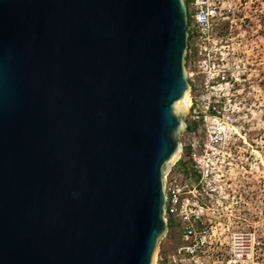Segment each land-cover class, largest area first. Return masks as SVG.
I'll list each match as a JSON object with an SVG mask.
<instances>
[{"label": "water", "instance_id": "water-1", "mask_svg": "<svg viewBox=\"0 0 264 264\" xmlns=\"http://www.w3.org/2000/svg\"><path fill=\"white\" fill-rule=\"evenodd\" d=\"M187 24L185 0H0V264H155Z\"/></svg>", "mask_w": 264, "mask_h": 264}, {"label": "built area", "instance_id": "built-area-1", "mask_svg": "<svg viewBox=\"0 0 264 264\" xmlns=\"http://www.w3.org/2000/svg\"><path fill=\"white\" fill-rule=\"evenodd\" d=\"M185 5L186 63L204 72L208 83L220 84L212 89L239 81L241 73L234 69L245 67L248 53L259 45L256 39L261 40L264 51V0H185ZM249 37L255 40L251 42ZM205 109L206 113L194 110L195 120L203 123L197 133L204 132L205 141L200 145L192 133L188 175L179 166L183 159L180 144L179 159L164 176L165 220L173 215L181 232V245L170 257L171 264H264V241L256 231L239 230L241 223L220 220L219 214L232 210L233 205L215 198L206 155L224 144V127L215 115L219 113L215 106L207 104ZM193 176L199 178L193 180ZM234 224L237 229L230 230Z\"/></svg>", "mask_w": 264, "mask_h": 264}, {"label": "rangeland", "instance_id": "rangeland-1", "mask_svg": "<svg viewBox=\"0 0 264 264\" xmlns=\"http://www.w3.org/2000/svg\"><path fill=\"white\" fill-rule=\"evenodd\" d=\"M254 40L249 37V41ZM255 42L259 45L248 53L245 67L240 65L239 69H234V73H241L240 80L228 86L212 89L211 86L220 84L208 83L204 72L186 64L193 107L183 117L185 129L178 134V141L184 155L191 152L193 132L202 145L204 132L199 134L197 130L203 123L195 120L194 110L206 113L207 104L217 108L219 113L215 115L224 127V144L215 151L208 150L207 169L211 173L212 188L216 189L215 198L225 205H233L232 210L219 214L220 220L239 222V230H254L264 241V51L261 40ZM236 229L235 224L230 228ZM177 241L178 234L169 236L166 233L158 244L155 264H171L170 257L176 251Z\"/></svg>", "mask_w": 264, "mask_h": 264}, {"label": "trees", "instance_id": "trees-1", "mask_svg": "<svg viewBox=\"0 0 264 264\" xmlns=\"http://www.w3.org/2000/svg\"><path fill=\"white\" fill-rule=\"evenodd\" d=\"M187 64V63H186ZM187 130H192V128H187ZM189 162V154H183V159L180 161V168L184 172V174L188 175L187 165ZM180 224L178 220L173 215L167 216V235L171 236L173 234L179 235V241H177V248L181 245L180 240ZM176 248V249H177Z\"/></svg>", "mask_w": 264, "mask_h": 264}, {"label": "bare ground", "instance_id": "bare-ground-1", "mask_svg": "<svg viewBox=\"0 0 264 264\" xmlns=\"http://www.w3.org/2000/svg\"><path fill=\"white\" fill-rule=\"evenodd\" d=\"M190 93V92H189ZM237 134V133H236Z\"/></svg>", "mask_w": 264, "mask_h": 264}]
</instances>
